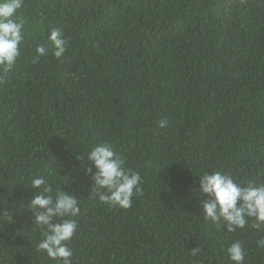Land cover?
I'll return each mask as SVG.
<instances>
[{"label":"trees","instance_id":"trees-1","mask_svg":"<svg viewBox=\"0 0 264 264\" xmlns=\"http://www.w3.org/2000/svg\"><path fill=\"white\" fill-rule=\"evenodd\" d=\"M19 17L20 56L0 67V264H62L36 247L41 175L79 202L72 264H232L237 240L264 264V225L206 222L198 190L204 172L264 183V0H24ZM53 29L60 61L35 51ZM103 142L141 176L128 209L93 194Z\"/></svg>","mask_w":264,"mask_h":264},{"label":"clouds","instance_id":"clouds-1","mask_svg":"<svg viewBox=\"0 0 264 264\" xmlns=\"http://www.w3.org/2000/svg\"><path fill=\"white\" fill-rule=\"evenodd\" d=\"M24 0H0V67L11 70L20 56V45L24 40L25 25L19 17ZM50 42V45L49 43ZM67 40L58 29L47 36V42L37 45V57L45 56L51 46L52 54L60 61L66 53ZM160 128L167 127V120L160 119ZM93 194L100 202L109 206L128 209L134 195L140 193L141 176L129 172L125 161L108 142L96 144L87 154ZM95 169V171H93ZM30 190L34 192L29 201L35 225L41 229V240L37 251L62 264H72L73 251L68 243L78 229L80 213L75 195L58 189L55 195L46 178L41 175L31 180ZM199 207L204 220L213 225L223 226L227 232L244 229L246 225L259 229L264 225V183L248 181L237 183L230 174L222 171L204 172L199 176ZM3 219L13 223V215L4 212ZM258 248H264V238L257 241ZM198 249L192 250L196 255ZM227 255L232 264H244L245 250L240 241L227 247Z\"/></svg>","mask_w":264,"mask_h":264}]
</instances>
